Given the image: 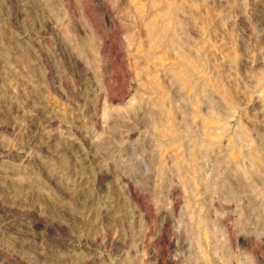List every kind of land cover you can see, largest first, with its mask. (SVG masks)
I'll list each match as a JSON object with an SVG mask.
<instances>
[{"label":"rangeland","instance_id":"rangeland-1","mask_svg":"<svg viewBox=\"0 0 264 264\" xmlns=\"http://www.w3.org/2000/svg\"><path fill=\"white\" fill-rule=\"evenodd\" d=\"M0 264H264V0H0Z\"/></svg>","mask_w":264,"mask_h":264}]
</instances>
